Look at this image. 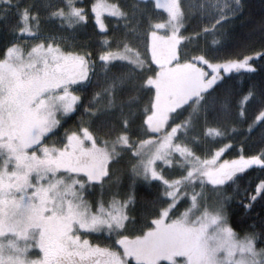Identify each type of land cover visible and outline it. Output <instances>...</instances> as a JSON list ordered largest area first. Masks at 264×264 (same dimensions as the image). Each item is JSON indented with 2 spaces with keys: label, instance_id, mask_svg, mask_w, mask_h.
<instances>
[{
  "label": "rangeland",
  "instance_id": "374dc122",
  "mask_svg": "<svg viewBox=\"0 0 264 264\" xmlns=\"http://www.w3.org/2000/svg\"><path fill=\"white\" fill-rule=\"evenodd\" d=\"M150 1L167 15L168 21L154 27L148 59L140 52L129 50L127 54L117 53L119 59L113 61L137 64L148 72L155 67L158 76L160 72L164 77L160 80L151 76L149 79V85L156 90V97L146 119L147 136L136 142L134 147L132 145V154L138 164L143 161L151 169L147 180L137 175L138 178L158 181L164 186V193L175 190V195H164L169 202L167 208L154 221L150 231L135 239L143 240L138 243L140 247L151 242L158 249L147 256L151 257L150 261L146 257L145 261L134 264H205V245L218 248L220 243L215 238L220 225L212 220L213 185L218 186V181L227 171L235 170L243 162L240 158H225L229 147L209 159L197 157L180 141L179 127H169V121L173 113L193 100L197 99L195 106H198L203 95L219 81L220 71L225 75L232 74L238 65L203 67L181 60L179 34L184 19L180 0ZM72 11L68 15L63 13L60 18L72 23ZM94 11L95 22L102 32L106 30V16H123L118 6L103 0L97 3ZM75 20L81 22L79 17ZM26 25L29 30L23 31L24 36L9 49L19 52L20 58L12 55L6 62L7 54L0 61V264H65L68 255L59 257L63 253L76 254L81 259L85 256L99 258L101 253L97 249L102 247L93 245L89 235L121 231L128 221L123 219L128 217V204L116 200L119 201L116 208L112 206L116 203L113 201L109 205L101 204L97 211H93L83 191L91 183H103L109 164L131 143L128 137H122L115 143L101 144L87 133L72 134L63 149L47 145L46 139L58 128L61 119L75 112L79 103L75 89L87 84L94 66L85 54L68 51L72 40L36 36L38 33L34 34L29 24ZM175 59L179 60L177 64ZM69 104L72 111L65 113V106ZM68 155L65 165L56 163ZM78 157L90 158L92 170L86 171L84 159L79 163ZM71 164L74 165L66 169ZM137 170L143 172V167ZM152 172L156 173L155 177ZM96 175L100 176L99 181L89 178ZM14 183L25 187L15 191ZM202 187L207 204L198 195ZM192 195H198L196 201H192ZM12 197L17 201L22 197V206L16 216L20 221L17 225L4 218L14 208ZM120 210L121 214L111 229L101 228L99 233L89 229L88 225L94 219L111 221ZM118 224L123 227H118ZM85 240L92 248L85 250L79 243ZM128 240L120 238L119 244ZM243 240L239 235L235 236L234 246L220 248L217 257L223 260L231 247L234 264L251 259L250 254L241 249L239 242ZM13 245L22 251H16ZM111 253L114 254L113 264H130L129 255L117 251ZM260 259L264 260V253Z\"/></svg>",
  "mask_w": 264,
  "mask_h": 264
},
{
  "label": "trees",
  "instance_id": "16d2710c",
  "mask_svg": "<svg viewBox=\"0 0 264 264\" xmlns=\"http://www.w3.org/2000/svg\"><path fill=\"white\" fill-rule=\"evenodd\" d=\"M99 1L72 0L71 4L67 0L0 2V15L11 16L12 11L6 10H15L18 3L28 13V19L25 21L21 16L14 29L11 23L0 25V61L24 36L23 29L28 23L34 34L38 33L36 36L72 40L68 51L85 54L93 64V74L87 84L75 89L79 97L75 112L61 119L46 143L49 147L63 149L72 134L87 133L101 144L129 138L130 146L109 164L103 183H91L83 194L93 211H97L101 204L109 205L116 200L126 203L129 196L133 198L132 203H127L128 221L121 231L109 235L92 234L89 238L93 245L129 255L130 264H134L145 261L158 249L151 242L140 247L138 243L143 240L135 239L153 228L154 221L169 204L162 183L143 181L134 175L133 165H137L138 160L132 154L135 143L147 136L146 119L156 97L149 79L151 76L160 80L164 77L160 72L158 76L155 67L148 72L137 64L113 60L119 59L117 53L127 54L129 50L140 52L148 59L154 27L167 23L168 17L150 0H103L118 6L123 16H106V30L102 32L95 22L94 8ZM241 5L235 0H180L184 19L179 34L181 60L203 67L238 65L232 74L225 75L220 71L219 81L203 95L198 106H195V99L171 115L169 127H179L180 141L202 159H209L226 147H229L227 160L249 157L264 149V136L261 135L264 128V0H241ZM72 9L79 10L85 19L69 27L68 22L60 18V13L68 15ZM213 40L219 42L213 44ZM246 58L250 59L241 67ZM178 59H175L176 64ZM250 124L256 126L252 132L248 131ZM210 129H216V132ZM69 155L56 163L65 165ZM83 159V165H87L85 170H92L90 158L78 157L77 162ZM258 177L253 169L239 176L238 183L243 188L248 179L254 183ZM231 213L230 226L242 238L249 224L254 222L257 228L264 226V202H257L247 214L233 202ZM120 238L129 240L120 245ZM67 255V260L75 264H91L101 259V256L81 259L70 253L59 257ZM147 258L150 261L151 257Z\"/></svg>",
  "mask_w": 264,
  "mask_h": 264
},
{
  "label": "snow or ice",
  "instance_id": "6c2138e0",
  "mask_svg": "<svg viewBox=\"0 0 264 264\" xmlns=\"http://www.w3.org/2000/svg\"><path fill=\"white\" fill-rule=\"evenodd\" d=\"M0 2H8V0H0ZM67 2L71 4L72 0H67ZM235 2L237 5H241V0H235ZM6 11H12V15H0V25L11 23L14 29L15 25L20 22L21 16H23V19L25 21L28 19V13L26 9L19 3L17 4L15 10ZM60 14L63 15L62 12ZM71 16L73 17V21L69 24V27H72L74 23L79 22L75 20L76 17H79L80 21H83L85 19V17L80 15L79 10L76 9H73ZM28 30V26L25 25L23 31ZM218 42V40H213V44H216ZM39 47H43V45H40ZM12 55H15L17 59L20 58L19 52H16L15 50H9V59H11ZM248 59L250 58H246L244 64H242L241 67H244L247 64ZM8 67L11 68L12 65L9 63ZM64 110L65 113L72 111V105H66ZM52 124L54 125L55 121H53ZM247 127L248 131L252 132L255 130L256 126L254 124H250ZM209 131L216 132V129H210ZM261 135L264 136V128L261 129ZM240 159L243 162L242 166L236 168L235 170L227 171L223 175V178L218 181V186L213 185L215 189V196L214 200L212 201V205L214 208L212 220L213 223L220 225V227H218L217 236L215 237L220 243L218 248H208L207 245H205V264H234L232 260L231 247L229 248L227 256L223 260L217 257V252L220 250V248H223L225 245L234 246L232 245L233 238L238 235V233H236L235 230L230 226L232 217L231 207L233 202L238 203L242 207L245 214L251 212L257 202H264V149L247 158L241 156ZM141 166L143 167V172L137 170ZM253 169L256 170V172L259 174V177L255 180L254 183L251 179H248L244 187L241 188L240 184L238 183V177L246 175ZM150 171V166L143 161L139 162V164L137 165H133L134 175L142 176L146 180L149 178L148 173ZM151 175L155 177L156 173L152 172ZM191 175L192 173H189V176ZM89 178L95 179L97 181L100 180L99 175H96L94 177L90 176ZM229 185L231 186L230 189ZM13 187L15 188V191H21L25 186L23 184L14 183ZM169 187H171V185H169ZM164 195L167 197H171L175 195V190L164 193ZM198 195L203 197L205 203L207 204V196L205 194L204 187L201 188ZM198 195H192V201H196ZM5 198H7V195H5ZM11 200L14 208L11 213H6L4 218L6 221L11 222L13 225H17L20 221L16 219V216L17 212L22 206V197L20 201H17L15 197H12ZM132 202L133 198L129 196L126 203ZM118 203L119 201H116V203L112 205L113 208H116ZM121 211L122 210L118 211L116 216H112V214L109 213V215L112 216L111 221L104 219H94L88 225L89 229L97 233L100 232L101 228L111 229L112 223L117 221V217L121 214ZM123 219L126 220L128 219V217L124 216ZM117 226L123 227L122 224H118ZM79 243L82 244L85 250L92 248L87 240ZM239 243L241 249L246 250L247 253L250 254L251 259L247 261H236L235 264H264V260L260 259L261 253H264V226L257 228L254 222L249 224L248 228L244 230V240L240 241ZM13 248L16 251H22L21 249H16L15 245H13ZM97 251L101 253V259L95 260V264H113L114 254L111 253L107 248L97 249ZM84 258L90 259V257L88 256H85ZM65 264H75V262L68 260L65 261Z\"/></svg>",
  "mask_w": 264,
  "mask_h": 264
}]
</instances>
